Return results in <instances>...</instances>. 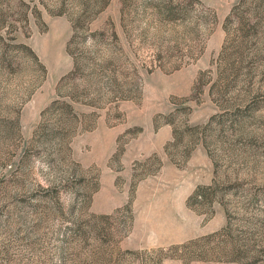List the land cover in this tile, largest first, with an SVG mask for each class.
Returning <instances> with one entry per match:
<instances>
[{"label": "rangeland", "instance_id": "obj_1", "mask_svg": "<svg viewBox=\"0 0 264 264\" xmlns=\"http://www.w3.org/2000/svg\"><path fill=\"white\" fill-rule=\"evenodd\" d=\"M0 264H264V0H0Z\"/></svg>", "mask_w": 264, "mask_h": 264}]
</instances>
